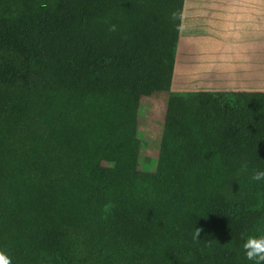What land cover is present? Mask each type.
<instances>
[{
    "label": "trees",
    "instance_id": "trees-1",
    "mask_svg": "<svg viewBox=\"0 0 264 264\" xmlns=\"http://www.w3.org/2000/svg\"><path fill=\"white\" fill-rule=\"evenodd\" d=\"M183 2L0 0V247L12 264H132L148 227L117 184L142 163L139 105L157 94L148 211L178 229L155 264H252L242 243L264 233V182L251 179L264 93L170 92Z\"/></svg>",
    "mask_w": 264,
    "mask_h": 264
},
{
    "label": "crops",
    "instance_id": "crops-1",
    "mask_svg": "<svg viewBox=\"0 0 264 264\" xmlns=\"http://www.w3.org/2000/svg\"><path fill=\"white\" fill-rule=\"evenodd\" d=\"M203 91L264 93V0H184L170 92Z\"/></svg>",
    "mask_w": 264,
    "mask_h": 264
},
{
    "label": "rangeland",
    "instance_id": "rangeland-1",
    "mask_svg": "<svg viewBox=\"0 0 264 264\" xmlns=\"http://www.w3.org/2000/svg\"><path fill=\"white\" fill-rule=\"evenodd\" d=\"M177 68L176 76L179 73ZM183 94V93H181ZM165 94L143 98L139 105V136L142 139V163L134 178L124 184H117L118 190L134 200L133 213L129 217L143 223L146 233L139 240L138 252L132 264H155L159 256L165 262L170 259V252L176 247L178 222L172 219L151 215L148 211L154 182V170L151 168L159 154V142L162 137L166 111ZM121 223H126L128 216H120ZM136 261L134 262V260Z\"/></svg>",
    "mask_w": 264,
    "mask_h": 264
},
{
    "label": "clouds",
    "instance_id": "clouds-1",
    "mask_svg": "<svg viewBox=\"0 0 264 264\" xmlns=\"http://www.w3.org/2000/svg\"><path fill=\"white\" fill-rule=\"evenodd\" d=\"M110 32H115L116 25L109 26ZM251 179L255 182H264V164H259L251 176ZM193 230L192 239L194 241H199V229ZM242 249L244 251V256L247 261L252 262V264H264V233L257 236H248L243 240ZM12 256L10 251L5 247H0V264H12Z\"/></svg>",
    "mask_w": 264,
    "mask_h": 264
}]
</instances>
